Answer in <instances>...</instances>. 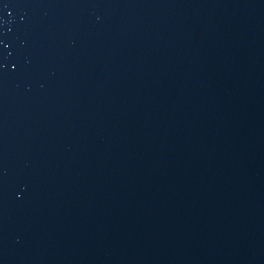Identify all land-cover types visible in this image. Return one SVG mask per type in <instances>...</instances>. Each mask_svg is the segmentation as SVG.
I'll list each match as a JSON object with an SVG mask.
<instances>
[{"label":"water","instance_id":"water-1","mask_svg":"<svg viewBox=\"0 0 264 264\" xmlns=\"http://www.w3.org/2000/svg\"><path fill=\"white\" fill-rule=\"evenodd\" d=\"M0 264H264V0H0Z\"/></svg>","mask_w":264,"mask_h":264}]
</instances>
